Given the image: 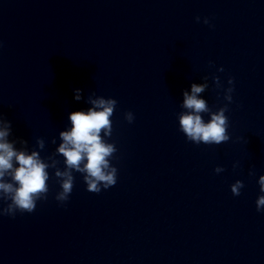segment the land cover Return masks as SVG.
<instances>
[{"label": "water", "instance_id": "1", "mask_svg": "<svg viewBox=\"0 0 264 264\" xmlns=\"http://www.w3.org/2000/svg\"><path fill=\"white\" fill-rule=\"evenodd\" d=\"M192 83L206 84L198 95L210 111L228 105L227 141L196 144L179 130ZM90 97L117 101L111 134L100 133L116 147V183L92 192L74 172L61 205L59 132ZM0 113L15 146L50 164L47 199L0 216V264H264V211L255 205L264 0H0Z\"/></svg>", "mask_w": 264, "mask_h": 264}, {"label": "clouds", "instance_id": "2", "mask_svg": "<svg viewBox=\"0 0 264 264\" xmlns=\"http://www.w3.org/2000/svg\"><path fill=\"white\" fill-rule=\"evenodd\" d=\"M200 21V17L195 18ZM208 24V17L203 18ZM211 27V25H209ZM218 71H223L220 66ZM218 81V77H213ZM233 78H227L224 88V99L231 102L233 92ZM206 84L192 83L189 90L183 91L182 111L178 114V127L187 140L199 144H219L229 139L226 131L228 118L225 112L228 105L215 112L210 111L204 98L198 94L204 91ZM74 99L79 100L80 89L74 90ZM91 107L79 108L68 113L70 126L59 132L60 143L56 152L63 157L65 168L55 170L56 183L59 185L55 192V200L63 205L69 199L74 183V172L82 174L86 189L100 192L116 183L117 168L111 164L109 158L116 152L113 143L104 139L111 134L113 114L116 99L103 97L89 98ZM207 114L205 119L202 114ZM124 119L131 123L134 119L132 111L124 112ZM11 121L0 113V198L8 201L0 207V216H14L17 212H32L38 200H46L49 192L48 161L40 153L25 147H16L15 141L9 139ZM103 130L104 137L101 136ZM38 145L43 147V139L38 138ZM22 144L26 141L21 140ZM54 163V162H53ZM219 173L221 166L214 169ZM259 193L255 200L256 210L264 211V174L257 181ZM243 182L235 180L230 189L233 195H238Z\"/></svg>", "mask_w": 264, "mask_h": 264}]
</instances>
